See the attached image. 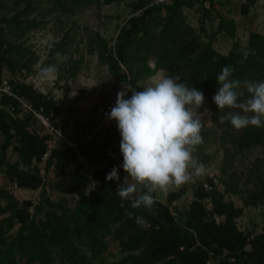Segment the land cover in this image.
Here are the masks:
<instances>
[{
    "label": "trees",
    "instance_id": "1",
    "mask_svg": "<svg viewBox=\"0 0 264 264\" xmlns=\"http://www.w3.org/2000/svg\"><path fill=\"white\" fill-rule=\"evenodd\" d=\"M49 1L67 8V0ZM75 1L88 5L100 0ZM256 1H242L241 12L248 13ZM14 2L21 5V0ZM23 2L24 7L7 16L2 13L6 1L0 0V81L7 69L13 90L59 125L63 108L58 100L19 78L24 69L33 67L32 58H25L21 52L25 46L19 37L26 28L39 23L36 18L21 19L34 11L37 0ZM216 3L217 0L142 1L141 11L132 15L116 36L112 47L115 54L110 53L105 59L108 57L110 70L117 78L132 88L138 80L167 69L170 76L179 75L180 82L202 91L210 102L212 120L225 137L226 149L233 153L231 148L236 152L264 146V124L236 130L231 123V128L228 126L230 121L222 123L219 117L240 110H219L214 103L219 88L216 76L224 66H230V79L242 82L238 91L244 95L239 102L248 99L250 94L243 82L264 81V32L250 29L246 42L235 39L228 52L220 51L214 45L218 34L227 31L235 35L237 25L217 11ZM186 7L200 13L198 27L187 21ZM63 45L62 41L54 43L51 60L44 65L52 62L56 49L62 50ZM152 58H156L154 66L150 64ZM123 63L130 71L122 68ZM131 94L128 92L127 98ZM202 122L204 133L208 127ZM38 124L34 113L23 107L19 99L3 93L0 170L19 187H41V191L34 202L32 198L19 199L7 186L0 185V264H264V226L244 230L237 220L245 206L264 202V170L252 172L250 178L236 168L225 170L220 177L208 173L197 182L190 205L175 212L171 204L187 193L188 184L172 189L166 200L154 194L151 210L133 209L129 201L122 202L116 194L124 174L118 173L119 181L107 180L112 170L109 164L123 159L116 121L112 120L100 142L94 137L80 145V152L96 163L92 174L84 172L75 148L59 146L46 161L47 169L52 165L56 169L51 180H44L37 165L47 149V135L41 134ZM240 180L258 181L246 187ZM227 192L241 195L244 205L228 199ZM205 198L211 200L212 207L206 205ZM127 213L133 216L130 218ZM136 217H143V223L138 225ZM117 240L126 255L110 261L108 251Z\"/></svg>",
    "mask_w": 264,
    "mask_h": 264
},
{
    "label": "rangeland",
    "instance_id": "2",
    "mask_svg": "<svg viewBox=\"0 0 264 264\" xmlns=\"http://www.w3.org/2000/svg\"><path fill=\"white\" fill-rule=\"evenodd\" d=\"M4 1L7 5L2 13L7 16L14 14L25 5L23 0H21L20 6H16L14 0ZM142 1L144 0H114L106 3L104 0H100L86 5L85 3L79 4L75 0H67V8H63L55 6L49 0H37L34 11L21 17L23 21L36 18L39 23L26 28L19 37L25 46L24 51L21 50V52L25 54V58L31 57L33 60V67L24 69L19 78L55 97L63 108L61 116L66 117L71 113L79 120L86 118L106 93L112 90L115 92L123 90L124 82L110 70V63L107 62L108 57L107 60L105 58L110 53L115 54L112 47L115 44L116 36L127 24L128 19L141 11ZM233 7L235 8V6ZM253 9L260 11L264 17V0H260ZM184 13L190 24L195 27L199 26L200 13L197 10L186 7ZM259 29L264 31V19L260 23ZM158 30L159 27H157L156 33ZM237 33L238 38L246 42L247 33L243 30H239ZM60 41L64 43L63 49H58L59 51L56 49L52 62L44 65L47 60H51L49 56L54 43ZM155 59L150 60L152 66L155 65ZM123 64H121L122 68L127 72L130 71L129 66ZM49 65H55L58 69L54 78L50 81L39 78L40 69ZM165 74L170 76L167 69H159L155 74L138 80L133 89L143 91V87L151 84L154 78ZM6 75L9 76L7 69L3 72L2 77ZM2 95L3 93L0 92V98ZM197 115L201 117L208 128L202 133L203 144L197 147L193 156L198 162L208 166L210 175L215 174L220 177L225 170L236 168L247 173L250 178L253 173L264 170V146L259 145L236 152L231 148L233 153L227 151V146L224 144L225 137L221 133V128L216 126L212 120L211 105L206 98L202 108L197 110ZM229 127L231 128V126ZM14 158H16L15 154ZM86 167L90 171L93 168L92 166ZM48 171L46 180L54 179L57 174L56 169L49 168ZM204 177L205 175L194 176L189 183H186L188 184L187 193L171 204L174 212L190 205L195 198L194 188L197 182ZM257 181L240 180L241 184L246 187L253 186ZM0 185L7 186L19 199L32 198L34 202L36 190L40 188L30 189L14 186L3 170H0ZM46 187L49 188V185ZM219 187L223 189L224 185L220 183ZM157 197L166 200V195L157 193ZM226 197L233 200L238 206L244 205L239 194L227 192ZM204 201L208 207H212L209 198H205ZM244 209V213L237 219L239 226L244 230L261 229L264 226V202L245 206ZM124 255L126 254L121 249L119 240L114 241L108 251L109 260H119Z\"/></svg>",
    "mask_w": 264,
    "mask_h": 264
},
{
    "label": "clouds",
    "instance_id": "3",
    "mask_svg": "<svg viewBox=\"0 0 264 264\" xmlns=\"http://www.w3.org/2000/svg\"><path fill=\"white\" fill-rule=\"evenodd\" d=\"M247 53L244 59H247ZM241 63L244 61L241 60ZM58 69L49 65L40 69L39 78L50 81ZM233 69L224 66L217 74L219 84L213 97L219 110L239 109L219 117L223 123L230 121L236 130L264 124V81H244L250 97L244 102L242 82L230 79ZM181 77L167 74L153 79L151 84L136 91L130 83L122 85L117 93L115 105L106 114L116 121L123 156V169L128 174L116 194L121 201H129L133 209L151 210L155 203L154 194L167 195L172 189L189 183L193 177H202L209 171L208 166L198 162L193 153L203 144V122L197 110L204 104V93L188 83L180 82ZM131 92L130 98H125ZM207 113V110H205ZM118 168L107 174V180L119 181ZM121 207L124 204L121 203ZM131 218L132 213H127ZM142 224L143 217H136Z\"/></svg>",
    "mask_w": 264,
    "mask_h": 264
},
{
    "label": "built area",
    "instance_id": "4",
    "mask_svg": "<svg viewBox=\"0 0 264 264\" xmlns=\"http://www.w3.org/2000/svg\"><path fill=\"white\" fill-rule=\"evenodd\" d=\"M163 1V0H162ZM0 92L7 93L15 96L21 102V105L26 109L32 111L38 119L39 131L41 134L47 135V149L39 161L40 172L44 178L47 179L49 171L47 169V159L54 148L59 146L68 147L71 146L76 149L77 161L82 162L85 166L95 167L96 163L92 162L87 155L80 152L79 148L82 141H88L95 137L96 142H100L106 133V129L111 126L112 120L107 118L110 113L111 107L115 105L117 93L114 90L106 93L103 98L97 102L94 106L93 111L81 121L85 124L80 123L77 117L69 113L66 117H60V124L56 125L50 117L43 112L42 109H38L32 105V103L25 98L23 95L16 93L10 83L9 76H3L0 81ZM127 99V95L125 97ZM76 162H72L74 166ZM104 165L108 166V162L104 161ZM123 159L116 160L109 164V168H118V173H123L124 178L128 174L124 171ZM54 168V165L50 167ZM93 180V178H92ZM14 186L18 187L15 182ZM41 187L36 190V200L40 198ZM35 200V201H36ZM218 219V217H217Z\"/></svg>",
    "mask_w": 264,
    "mask_h": 264
},
{
    "label": "crops",
    "instance_id": "5",
    "mask_svg": "<svg viewBox=\"0 0 264 264\" xmlns=\"http://www.w3.org/2000/svg\"><path fill=\"white\" fill-rule=\"evenodd\" d=\"M239 1V2H238ZM244 0H217L216 8L217 11L228 19H233L236 22V34L232 35L227 31H223L218 34L217 39L214 42L216 48H218L222 52H228L230 47L232 46L235 39H239L238 31L243 30L249 35L250 29H259L260 23L264 19L261 12L257 9H253L254 6L259 4L260 0H257L253 5H251L248 13H242L240 10V4ZM209 4V3H206ZM235 6V8L233 7ZM195 10V9H194ZM199 13V12H198ZM216 22L219 19V16L216 17ZM261 20V21H260ZM261 31V30H260ZM264 32V31H262ZM248 38V36H247ZM86 169V170H85ZM90 171L85 166L84 172ZM93 173V168L88 174Z\"/></svg>",
    "mask_w": 264,
    "mask_h": 264
}]
</instances>
